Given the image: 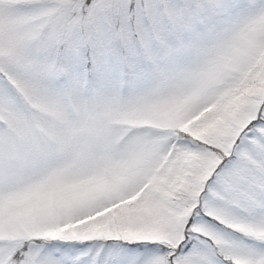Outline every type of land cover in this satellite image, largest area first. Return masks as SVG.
Masks as SVG:
<instances>
[{
	"label": "snow or ice",
	"instance_id": "snow-or-ice-1",
	"mask_svg": "<svg viewBox=\"0 0 264 264\" xmlns=\"http://www.w3.org/2000/svg\"><path fill=\"white\" fill-rule=\"evenodd\" d=\"M0 264H264V0H0Z\"/></svg>",
	"mask_w": 264,
	"mask_h": 264
}]
</instances>
